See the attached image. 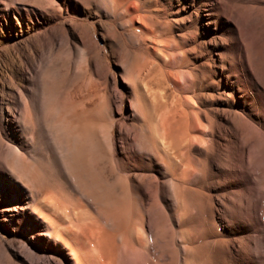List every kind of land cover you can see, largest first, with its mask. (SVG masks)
Segmentation results:
<instances>
[{
  "label": "bare ground",
  "instance_id": "6f19581e",
  "mask_svg": "<svg viewBox=\"0 0 264 264\" xmlns=\"http://www.w3.org/2000/svg\"><path fill=\"white\" fill-rule=\"evenodd\" d=\"M172 1L24 0L16 13L12 12V5L0 8V24L3 27L0 34L6 33V38L22 46L20 65L15 68L21 87L14 89L12 102H0V167L9 177H0V189L4 191H0V197L6 196V189L13 190L14 198L19 192L25 197V210L41 219L46 229H52L55 221L44 210L52 212L54 208L53 212H57L61 208V214L70 218L71 211L67 205L76 201L72 185L74 178L95 189L97 194L104 184L137 188L138 183L153 173L177 184L182 143L189 135L193 141L200 140L197 134L202 128L199 117L207 114L203 110H194L193 103L196 101L203 106L205 102L211 104L215 98L237 99L239 104L236 107L242 116L254 126L264 128V82L253 67L251 51L259 56V65L264 67V0H193L191 6L197 17L194 24L180 30V34L175 35L177 31L174 32L175 36L172 37L178 39L175 46L185 56V67L194 80L192 86L195 87V95L178 97L176 102L167 101L161 107L154 105L151 110L144 91L152 93L155 83L160 86L164 82L163 65L159 67L144 57L134 68L130 69L127 64L132 59L131 48L141 49L142 42L150 45L152 34L149 31L155 27L162 33L166 31L161 20L174 10ZM238 13L248 15L252 23L251 32L258 45L253 46L243 35ZM179 21L176 18L172 23ZM54 22L60 23L54 31L62 34L65 42L54 31L50 33L51 40L36 42V32L40 27ZM96 24L101 27L105 46H100L93 35L92 28ZM169 24L170 29L176 30L170 21L167 22ZM200 24L203 25V37L199 36ZM149 26L155 27L148 31ZM77 28L81 30L80 33ZM159 43L156 40L153 42L155 45ZM57 46L67 49L71 56L76 55L78 66L67 65V82L60 87L51 86L50 83L42 86L43 82L40 83L39 94L37 85L32 77L27 76V72L36 70V62L41 59L44 50L50 52ZM106 47L111 56H121L125 61L121 77L132 97L131 128L137 130L142 144L138 157L131 153L134 148L127 141L128 133L120 130L119 141L111 140L107 146V149H111L106 156L108 160L104 158L105 139L111 136L109 134L115 121L111 119L110 126L106 127L101 112V96L98 90L88 87L87 73L92 72L93 75L97 61L107 60ZM165 53L166 48L162 47L157 55L164 66ZM54 69H45L49 81ZM76 74L77 77L72 78L71 75ZM91 77L89 80L92 82ZM88 84L91 85L90 82ZM39 99L46 111H43L46 114L43 119L40 118ZM175 122L184 125L185 129H182L178 141L172 138ZM200 132L205 135L204 131ZM104 169L108 170L107 174L103 173ZM135 170L140 173H134ZM135 231L133 228L132 235ZM135 242L140 244L141 239ZM220 242L217 239L214 243ZM61 244L68 249L67 255L72 264H84L66 240H62ZM221 248L222 245L219 251ZM219 256L222 257L221 253Z\"/></svg>",
  "mask_w": 264,
  "mask_h": 264
},
{
  "label": "rangeland",
  "instance_id": "374dc122",
  "mask_svg": "<svg viewBox=\"0 0 264 264\" xmlns=\"http://www.w3.org/2000/svg\"><path fill=\"white\" fill-rule=\"evenodd\" d=\"M192 1H172L174 10L161 20L166 31L162 33L158 27L149 26L148 31L153 27L157 29L149 31L152 34L150 45L142 42L141 49L131 48L132 59L127 64L130 69L136 67L143 57L159 67L163 65L164 82L160 86L155 83L152 93L144 91L151 110L154 105L161 107L167 101L176 102L178 97L185 98L196 92L192 86L193 77L185 67V56L175 46L178 39L172 37L174 32L177 31L175 35L180 34V30L194 24L197 17L191 6ZM22 2L24 0H0V8L12 5L11 10L16 13ZM173 18H179V23H172ZM237 19L243 35L253 46L256 45L248 15L238 13ZM169 21L176 30L170 29L171 25H167ZM59 24L42 25L36 32V42L51 40L50 33ZM202 26L198 25L200 37H203ZM76 30L81 32L79 28ZM92 31L98 44L105 46L99 24L94 25ZM1 34L0 102L9 103L13 101L14 89L21 87L15 68L20 65L22 46L6 38V33ZM55 35L65 40L62 34L57 32ZM154 40L160 43L155 45ZM162 47L166 48L165 66L163 60L157 57ZM251 51L253 67L264 82V67L259 65L261 59ZM106 52L107 60L97 61L93 75L92 72L87 73V78L92 76V82L87 79L91 83H87L88 87L98 90L101 96V112L106 127L110 126L111 119L115 121L109 134L111 136L105 139L104 158L110 154L111 149L107 148L111 140L119 141L120 130L128 133L127 141L134 148L131 153L138 157L142 144L137 130L131 128L132 97L121 77L125 61L121 56H111L107 47ZM78 62L76 55L71 56L67 49L57 46L50 52L44 50L41 59L36 62V70L27 72V76L32 77L40 94L42 82V86L48 83L55 87L66 84L67 65L71 63L76 68ZM47 67L55 68L50 81L45 76ZM71 76L76 78L77 74ZM213 101L209 109V102L201 106L194 100V110H203L207 114L199 117L202 128L197 134L200 140L193 141L189 135L182 143L177 184L153 173L138 183L137 188L104 184L97 194L95 189L74 178L72 185L76 201L67 205L71 211L70 218L61 214V208L57 212H53L54 208L52 212L44 210L55 221L52 229H46L41 219L25 210L26 200L22 194L17 192V198H14L13 190L6 189V196L0 197V264H72L67 255L68 249L61 244L62 240L75 249L84 264H264V128L254 126L242 116L236 107L239 104L237 99L233 101L224 97ZM39 102L40 118L43 119L46 111L41 99ZM183 126L177 122L173 124L174 141L182 136ZM200 130L205 132L204 136ZM133 172L140 173L136 170ZM103 173L107 174L108 170L104 169ZM1 176L9 178L2 167ZM0 191L4 192L3 189ZM132 227L137 230L134 235L131 233ZM134 239H141L140 244ZM217 239L221 241L220 244L214 243ZM221 245L222 250L219 251Z\"/></svg>",
  "mask_w": 264,
  "mask_h": 264
}]
</instances>
